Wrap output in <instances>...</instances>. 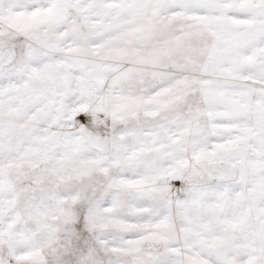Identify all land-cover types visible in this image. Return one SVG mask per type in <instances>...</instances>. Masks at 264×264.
Instances as JSON below:
<instances>
[{
	"label": "snow or ice",
	"instance_id": "obj_1",
	"mask_svg": "<svg viewBox=\"0 0 264 264\" xmlns=\"http://www.w3.org/2000/svg\"><path fill=\"white\" fill-rule=\"evenodd\" d=\"M0 264H264V0H0Z\"/></svg>",
	"mask_w": 264,
	"mask_h": 264
}]
</instances>
